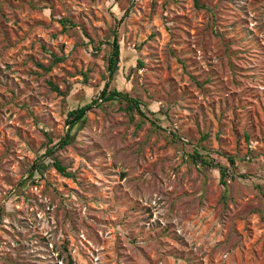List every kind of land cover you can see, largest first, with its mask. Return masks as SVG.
<instances>
[{
    "label": "rangeland",
    "instance_id": "374dc122",
    "mask_svg": "<svg viewBox=\"0 0 264 264\" xmlns=\"http://www.w3.org/2000/svg\"><path fill=\"white\" fill-rule=\"evenodd\" d=\"M70 260L264 264V0H0V264Z\"/></svg>",
    "mask_w": 264,
    "mask_h": 264
},
{
    "label": "trees",
    "instance_id": "16d2710c",
    "mask_svg": "<svg viewBox=\"0 0 264 264\" xmlns=\"http://www.w3.org/2000/svg\"><path fill=\"white\" fill-rule=\"evenodd\" d=\"M62 24L64 27H67V25L73 26V24L70 23V21L62 20ZM111 50L108 57V71L110 74V82H107L105 87L100 93V99H102L103 102H125L127 103V110L134 112L138 111L142 116H144V112L141 109L140 105L141 102L138 99L131 98L128 92H125L124 90H120L117 87V75L120 71V64L122 61V51L121 46L118 42V39L115 38L111 43ZM56 63L62 61L60 58H55L54 60ZM43 67V66H41ZM51 69V66L48 68V70ZM54 90L59 91L58 87L54 86L52 84ZM97 103V100H91L90 102L86 103L85 105H82V103L78 104L76 107L72 109H68L66 115H67V122L71 126V128L75 127L77 124L81 123L84 125L87 121L86 113L87 111ZM75 140V134H71V132H68L64 137H62L56 144H54L53 138L48 137V143H47V149L46 154L47 155H53L55 150L65 148L66 146L73 143ZM190 160L192 163L198 166H202L204 168H218L221 174V184L224 188V195L223 199H227L228 194V181L227 178H232L234 175H231V172L229 171V168L227 166H223L219 163H216L213 159L205 158L199 151H194L193 153L188 154ZM230 162L234 164V159L231 158ZM51 165L64 177L72 178L74 177V174L68 170L66 166H64L57 158L53 157ZM41 166H37L34 172L31 173V177L35 175V172H39ZM69 264H73L72 260L69 261Z\"/></svg>",
    "mask_w": 264,
    "mask_h": 264
}]
</instances>
